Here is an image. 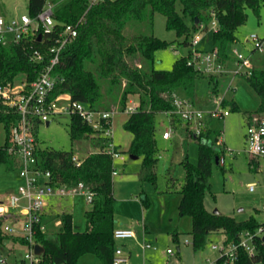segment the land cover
<instances>
[{
    "label": "trees",
    "instance_id": "obj_1",
    "mask_svg": "<svg viewBox=\"0 0 264 264\" xmlns=\"http://www.w3.org/2000/svg\"><path fill=\"white\" fill-rule=\"evenodd\" d=\"M46 3L47 0H28V15L36 19ZM263 6L264 0H107L92 6L89 0H70L55 12L56 31L46 38V44L30 37L19 44H0V85L12 83L20 76L26 77L29 83L36 80L48 64L46 53L54 38L65 25H77L78 37L65 47L60 64L54 69V74L62 77L63 81L56 86L52 98L66 95L70 102L83 103L98 112H124L129 100L136 98L139 110L131 114L124 125L133 135L128 153L130 158L142 159L138 175L140 182L155 183L158 162L156 115L173 110V96L178 91H183L188 99L194 101L197 82L203 78H208L217 93L218 76L205 75L188 65L193 51V36L199 31L209 30L215 21L213 49L218 51L221 63L226 64L232 60V48L238 41L237 30L247 21L246 10L258 12ZM156 13L164 15L167 30L182 39L177 44L178 48L188 49L187 56L177 60L170 71L156 69V52L167 49L171 43L153 34H124L128 21L151 25ZM35 50L46 55L44 62L31 60ZM239 76H243L257 92L260 109L264 113V70H252L249 75ZM221 105L239 111L234 101L223 99ZM251 119L249 116L248 124ZM18 122V115L3 109L0 125L4 126L7 136L0 147V164L9 168H14L15 163L7 149L11 144L12 128ZM68 132L71 140L79 141L99 131L79 115L72 114ZM220 134V130L212 126V120L208 121L207 129L200 136L188 132V139L198 144V161L196 164L182 163L185 182L180 191L179 211L181 216H190L193 220L190 234L195 252L205 248L212 233H225L229 243L237 241L241 232L254 231L260 225L255 219L240 224L234 218L215 215L205 208L204 198L211 191L212 165L220 156L217 152ZM72 156V152L51 148L39 150L42 166L53 173L59 184L83 182L94 193V201L86 214L83 231L78 230L71 214L63 213L58 232H37L35 241L45 249L41 262L78 264L80 257L93 254L102 264H113L118 246L114 239V159L103 149L91 154L80 167H76ZM253 163V159L249 158L250 168ZM140 200L143 206L149 205L147 199ZM6 238L0 230V242ZM20 243L25 244L23 240ZM224 263L225 260L220 257L215 262ZM257 263L264 264L262 239L258 241V252L254 256L249 257L240 251L234 264Z\"/></svg>",
    "mask_w": 264,
    "mask_h": 264
},
{
    "label": "rangeland",
    "instance_id": "obj_2",
    "mask_svg": "<svg viewBox=\"0 0 264 264\" xmlns=\"http://www.w3.org/2000/svg\"><path fill=\"white\" fill-rule=\"evenodd\" d=\"M58 3L54 12L65 6L70 0H47V4ZM247 21L237 30L238 41L234 45L240 52L250 56L252 70H264V55L253 51L248 43L251 35L257 34L264 38V6L255 12L246 10ZM0 15L12 19H20L28 15V0H0ZM211 25L207 31H199L194 36L200 38L196 49L200 52L213 50ZM124 34L134 36L137 34H153L160 40L171 43L167 49L156 52V69L170 71L177 60L187 56V48H178L175 32L166 28V17L156 13L152 24L128 21ZM192 36V35H191ZM191 40V37L189 38ZM177 50V51H176ZM232 64H228L226 71L229 74L218 76L217 93L209 83L208 78L197 82L196 97L192 101L183 91L177 96L183 100L188 99L199 112L210 113L219 108L222 99L234 101L239 111H232L230 107H222L229 111L224 120L212 121V126L220 130L223 146H217V152L224 158V165L214 161L211 169V191L204 198L205 208L213 213L218 210L220 215L234 218L238 223L244 224L251 219L264 223V172L252 170L249 166L250 155L247 152L246 133L248 117H264L260 109V98L243 76H234ZM24 80L20 76L16 81ZM137 101L136 98H133ZM128 104L127 108H129ZM70 107V99L64 95L58 99L57 113L51 117L50 124L41 123L36 127V138L39 149L51 148L56 151L72 152L85 160L91 154L97 153L108 145V139L103 131H99L89 138L73 141L69 135L70 115L66 108ZM128 111L114 112L111 118L112 140L122 159L114 160L117 174L113 176L115 190V225L123 228L135 224L136 237L132 241L133 254L130 262L142 264L144 259V242L156 247L164 264H212L220 254L213 250V245H221L227 240L223 232H215L208 236L207 244L203 250L194 251L191 231L193 220L190 216H181L179 205L181 201V188L185 182L183 162L196 164L198 161V144L188 139V128L179 122L172 124L165 114L156 115V140L158 162L156 166V182L141 183L139 172L142 168V159L131 160L129 150L133 135L125 129V123L130 118ZM178 121V120H177ZM172 131L168 140L163 138L166 131ZM6 131L0 125V147L6 141ZM173 177V179H172ZM24 186L16 164L9 168L0 164V209L7 203L8 195L18 192ZM251 187L255 191H251ZM129 198V200H125ZM141 198L147 199L149 205L143 206ZM91 206L79 199H55L49 211L44 227L48 233L58 232L61 228V215L69 213L78 230L86 228V214ZM12 213V212H11ZM15 227L13 221H0V230L4 234L5 225ZM149 228V235L145 241L143 227ZM142 231V234H141ZM3 243L0 242V259H7L10 264L15 256L22 258L28 248L16 240L12 235ZM152 237V238H150ZM14 250H9V246ZM180 248V252L177 248ZM168 249L175 252L174 256H167ZM78 264H102L93 254H86L78 259ZM258 264V263H257Z\"/></svg>",
    "mask_w": 264,
    "mask_h": 264
},
{
    "label": "built area",
    "instance_id": "obj_3",
    "mask_svg": "<svg viewBox=\"0 0 264 264\" xmlns=\"http://www.w3.org/2000/svg\"><path fill=\"white\" fill-rule=\"evenodd\" d=\"M107 0H89V4L97 5ZM54 4H47L36 19L29 15H23L20 19H6L0 15V44L8 42L19 44L27 38H39L46 44V38L55 34L57 23L54 20ZM213 29L216 22H212ZM40 29L42 32L40 33ZM78 37L77 25L67 24L63 30L54 38L48 48V64L40 73L36 80L29 83L24 77L22 81H14L5 85H0V114L3 109L7 113L19 116V122L12 128L11 144L7 153L13 158L17 165L20 177L24 180V186L18 192L13 191L8 195L7 203L0 209V221H13L15 227L5 225L4 234L12 235L20 242L23 240L28 248L27 253L21 258L22 264H42L41 256L36 255L35 246L38 245L35 237L38 231L47 232L44 222L53 207L55 199H79L86 205L91 206L94 201V193L86 187L83 182L76 185L59 184L53 173L45 169L39 157V147L36 138V127L41 123H50V119L57 113L56 107L58 99L52 98L58 83L63 78L54 74V69L60 64L61 55L65 47L71 44ZM200 43L198 36L192 38V56L188 60V65L195 70L210 76H220L229 74L226 71L227 65L232 64L234 76L249 75L252 71L250 56H246L237 48H232V60L226 64L219 60L218 51L200 52L196 47ZM248 43L253 46V51L264 55V38L257 34L249 37ZM45 54L40 50H35L31 58L35 63H42ZM223 100V99H222ZM210 113H202L194 109L192 102L188 99H181L177 95L173 96V110L164 114L170 121L181 122L189 132L195 136H200L206 129L208 121L224 120L229 116L228 110H223V106ZM130 114L139 110V102L130 99ZM3 107V109H2ZM69 115H79L84 122L96 131H103L109 140L104 151L112 156L114 160L122 159L112 140L110 128L111 118L114 112L94 111L83 103L70 102V107L65 110ZM178 120V121H177ZM172 131H166L163 138L168 140ZM247 152L253 159L252 169L264 172V117L253 116L247 127L246 133ZM217 146H223V141L219 137ZM84 160L73 154L72 162L76 167H80ZM218 163L223 166L224 158L220 155ZM117 174L114 169L113 176ZM251 191H255L251 187ZM12 212V213H11ZM264 213V206L262 209ZM3 234V235H4ZM135 234L130 229L116 228L114 239L119 242L134 238ZM264 241V223H260L256 230H245L241 232L237 241L224 242L221 245H213V250L219 252L220 258L225 260L224 264H234L238 259L240 251L245 252L249 257L258 252V241ZM155 249L151 244H145L144 250ZM169 257L174 256L172 249L167 250ZM216 262V261H215ZM213 262L212 264H215ZM1 264H6L5 259H0ZM129 257L120 246H117L114 254L113 264H128Z\"/></svg>",
    "mask_w": 264,
    "mask_h": 264
},
{
    "label": "crops",
    "instance_id": "obj_4",
    "mask_svg": "<svg viewBox=\"0 0 264 264\" xmlns=\"http://www.w3.org/2000/svg\"><path fill=\"white\" fill-rule=\"evenodd\" d=\"M55 6L58 4L57 2L56 3H53ZM6 19L10 20L12 18H9V17H6L4 16ZM131 160H138V159H134V158H130ZM173 179V177H172ZM115 190H116V186L114 185V180H113V192L115 193ZM115 196V194H114ZM116 199V198H115ZM76 200V199H74ZM125 200H129V198H125ZM116 203V202H115ZM134 227H135V224L133 223L131 226H127V227H123L122 229H130L134 232L135 234V237H136V233L134 231ZM117 228V227H116ZM79 231H83V230H79ZM143 236H144V239L146 241L147 237H148V233H149V228L147 226H144L143 229ZM142 231H141V234H142ZM134 238H130V239H126V240H121L118 242V246H120L123 251L125 252L126 255H128L129 257V263L128 264H134V263H131L130 260H131V257H132V254H133V250L130 248L132 244V241H134ZM152 238V237H150ZM13 243V247L11 248L10 246L8 247L9 250H14V241H12ZM3 243V242H2ZM145 244H148V243H145L144 242V245ZM151 244V243H149ZM167 255V253H165ZM168 256V255H167ZM6 260V264H8V260ZM1 264V263H0ZM10 264H22L21 263V258H17V256H15L14 260L10 263ZM142 264H164L163 263V260L160 258V255L158 254V250L157 248L155 247V249H150V250H144V259H143V262Z\"/></svg>",
    "mask_w": 264,
    "mask_h": 264
},
{
    "label": "water",
    "instance_id": "obj_5",
    "mask_svg": "<svg viewBox=\"0 0 264 264\" xmlns=\"http://www.w3.org/2000/svg\"><path fill=\"white\" fill-rule=\"evenodd\" d=\"M41 35L39 36V38H38V41H41ZM50 123H47V125H49ZM134 159H137V158H134ZM216 161H217V163H218V158H216ZM213 214H215V215H220V213H219V211L218 210H215L214 212H213ZM44 251H45V249L41 246V245H36L35 246V253H36V255H38V256H42L43 254H44ZM177 251L178 252H180V248L178 247L177 248Z\"/></svg>",
    "mask_w": 264,
    "mask_h": 264
}]
</instances>
